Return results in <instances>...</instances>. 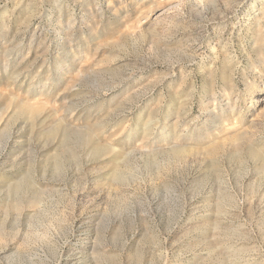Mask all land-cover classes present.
Instances as JSON below:
<instances>
[{
  "label": "rangeland",
  "instance_id": "374dc122",
  "mask_svg": "<svg viewBox=\"0 0 264 264\" xmlns=\"http://www.w3.org/2000/svg\"><path fill=\"white\" fill-rule=\"evenodd\" d=\"M0 264H264V0H0Z\"/></svg>",
  "mask_w": 264,
  "mask_h": 264
}]
</instances>
